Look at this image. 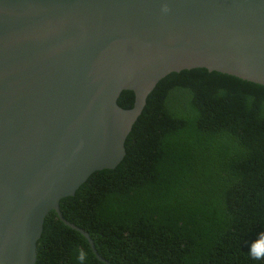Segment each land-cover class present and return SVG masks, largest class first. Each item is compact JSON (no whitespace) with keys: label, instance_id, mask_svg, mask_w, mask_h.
<instances>
[{"label":"water","instance_id":"water-1","mask_svg":"<svg viewBox=\"0 0 264 264\" xmlns=\"http://www.w3.org/2000/svg\"><path fill=\"white\" fill-rule=\"evenodd\" d=\"M198 66L264 84V0H0V264H35L51 209L109 263L59 200L123 158L160 78Z\"/></svg>","mask_w":264,"mask_h":264},{"label":"trees","instance_id":"trees-1","mask_svg":"<svg viewBox=\"0 0 264 264\" xmlns=\"http://www.w3.org/2000/svg\"><path fill=\"white\" fill-rule=\"evenodd\" d=\"M123 89L117 103L133 106ZM125 154L93 171L44 217L35 264H264V84L206 67L158 80Z\"/></svg>","mask_w":264,"mask_h":264},{"label":"clouds","instance_id":"clouds-1","mask_svg":"<svg viewBox=\"0 0 264 264\" xmlns=\"http://www.w3.org/2000/svg\"><path fill=\"white\" fill-rule=\"evenodd\" d=\"M249 255L254 261L264 260V233L261 234V239L259 242H253L249 249ZM74 257L79 264H84L87 258V253L84 249L80 248L78 245L74 246Z\"/></svg>","mask_w":264,"mask_h":264}]
</instances>
